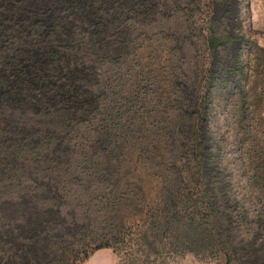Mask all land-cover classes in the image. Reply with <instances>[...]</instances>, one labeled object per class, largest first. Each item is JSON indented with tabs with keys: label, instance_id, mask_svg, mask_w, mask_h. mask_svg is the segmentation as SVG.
<instances>
[{
	"label": "trees",
	"instance_id": "16d2710c",
	"mask_svg": "<svg viewBox=\"0 0 264 264\" xmlns=\"http://www.w3.org/2000/svg\"><path fill=\"white\" fill-rule=\"evenodd\" d=\"M160 9L0 0V264H81L115 246L136 264L145 251L202 243L225 264H249L264 223V149L249 147L242 196L208 188L202 99L188 74L145 61L142 29ZM145 159L157 170L150 199L129 167ZM131 194L142 202L135 231L116 221Z\"/></svg>",
	"mask_w": 264,
	"mask_h": 264
},
{
	"label": "rangeland",
	"instance_id": "374dc122",
	"mask_svg": "<svg viewBox=\"0 0 264 264\" xmlns=\"http://www.w3.org/2000/svg\"><path fill=\"white\" fill-rule=\"evenodd\" d=\"M160 3L156 21L142 29L148 57L145 61L159 62L152 66L161 71L156 70L158 74L164 75L170 69L184 78L185 74L190 76L195 92L202 99L200 120L203 119L206 142L205 164L208 172L213 173L208 188L216 186L225 192L234 189L242 196L248 184L250 167L245 158L249 147L254 142L264 149V0H160ZM167 58H173L175 66ZM246 123L253 130L251 141L244 129ZM129 167L145 178H142L144 192L148 199L152 198L156 184L152 174L157 170L147 159L143 164L132 161ZM130 199L116 221L121 225L123 220L135 231L144 222L138 214L142 205L137 201L142 202L133 196ZM259 233L245 251L244 260L249 264H264V223ZM118 247L98 249L81 264H129V256ZM225 261V255L216 247L202 243L196 251L171 250L168 245L158 252L145 251L135 263L225 264Z\"/></svg>",
	"mask_w": 264,
	"mask_h": 264
}]
</instances>
